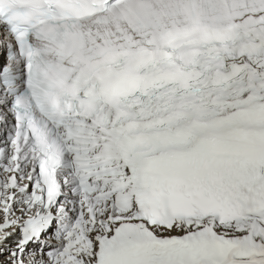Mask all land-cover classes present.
<instances>
[{
    "label": "snow or ice",
    "instance_id": "6c2138e0",
    "mask_svg": "<svg viewBox=\"0 0 264 264\" xmlns=\"http://www.w3.org/2000/svg\"><path fill=\"white\" fill-rule=\"evenodd\" d=\"M0 264H264V0H0Z\"/></svg>",
    "mask_w": 264,
    "mask_h": 264
},
{
    "label": "bare ground",
    "instance_id": "6f19581e",
    "mask_svg": "<svg viewBox=\"0 0 264 264\" xmlns=\"http://www.w3.org/2000/svg\"><path fill=\"white\" fill-rule=\"evenodd\" d=\"M2 138H3V137H2V136H0V140H2Z\"/></svg>",
    "mask_w": 264,
    "mask_h": 264
}]
</instances>
